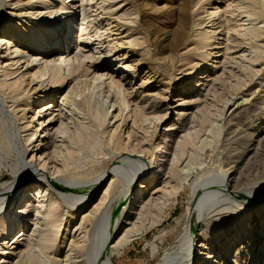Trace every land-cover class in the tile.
I'll use <instances>...</instances> for the list:
<instances>
[{
  "label": "rangeland",
  "instance_id": "1",
  "mask_svg": "<svg viewBox=\"0 0 264 264\" xmlns=\"http://www.w3.org/2000/svg\"><path fill=\"white\" fill-rule=\"evenodd\" d=\"M41 2L42 0H0V37L9 38L11 25L15 23H19L22 29L15 34V41L24 37L26 32L34 30L36 27L34 24L38 20H33L32 17L43 11L46 14L40 18L45 20L49 11H52L50 7L53 8L55 5L52 1L51 4L47 3L44 5V9H41L43 7ZM226 2L228 0H219L212 6L224 8ZM170 3L166 4L165 0H74L72 4L75 11L63 15V28L65 25L69 35L71 27L68 26L69 22H72L73 36L70 40L64 38L66 42L62 45V50L63 48L65 51L68 48V51L72 50L70 57L77 52L78 30L80 22H84L85 25H88L85 32L88 31L90 37L88 46L79 45L80 53L86 57L84 62L96 67L95 74L111 73L113 76L123 77V83L128 92L131 93L126 97L129 107L123 111L124 115L129 114L131 116H128V119L122 124L123 126L121 125V129L117 128L120 120H115L110 115L107 117L104 126L96 128L98 129L99 141L103 145L104 154L93 155L85 152L80 159L76 156L75 158L71 157V160H68L69 171L65 170L66 172L57 174V178L64 182L63 187H54L50 183L53 181L50 178L53 177V171L62 168V158L66 155V149L72 147L68 136L71 135L74 126L71 123L72 120L66 119L65 108L61 105L60 99L68 87H71L72 81V86H78L80 83L78 79L83 77L68 79V83H65L64 88L57 92V96L52 100L50 99V106L47 111L43 112L47 108V106H45L46 108L43 107L46 102H39L36 110H40L41 113L34 121L29 122L31 115L29 106L32 105L29 100L30 97L41 94L51 83L46 79L47 74L43 76V81L38 79L37 76L40 73H38L40 71L38 61H35L37 64L34 62L27 64L26 56H24L17 63L18 65H15L19 70L13 76L16 78L22 74L26 76H24L26 80H24L23 85L30 78L33 81L30 86L24 87L27 88V93L21 92V88L16 94L18 96L14 95V97L7 92V89H0V129L9 138L7 149L0 142V195L15 184L18 180V175L15 176V172H20L22 164L31 158L28 167L32 168L29 173L33 177L25 181L23 179L17 181V183L19 182V190L13 203L18 202L22 195L26 198L29 189L38 191L41 197L29 198V203L25 207L29 205L31 210L19 219L21 227L23 223L27 224V232V229L32 230L35 225L42 224V214H35L33 207L38 204V201L45 200L51 194L57 198L60 206L59 217L63 218L59 221V239L64 235L67 227L70 229L74 222H78V217L83 211L94 210L92 224L87 227V237L85 240L81 238L80 242L87 247L86 254L88 257L84 264L87 262H89L88 264H101L99 250L104 230L109 226V223L113 226L111 243H115L123 231L132 227V224H124V221L131 220L133 223L140 213V207L134 208L135 203H137L134 201L142 199L143 190L137 188V185L143 182L145 177L136 178L134 180L136 182L132 183L129 182L127 176L120 175L118 180L114 178V187L104 198L103 192L111 180L112 172L107 171V174L102 176L101 182L91 194L90 189L74 190L75 187L73 186L76 184L83 188H91V183H95V180L99 179L100 175L106 172V169L109 170L110 165L116 159L123 158V160L132 161V168L140 170V172L148 169L150 171L149 178L152 176L149 185L153 188L157 186L159 181H163L169 168L176 167L177 175L172 178L174 182L171 184L177 182V191L170 194L164 193V195L162 192L156 193L151 196L152 199L151 197L148 199L150 200L149 205L154 204L155 199L159 197L162 199V196L165 198V202L160 210L156 209L151 215L148 214L147 216L142 210L145 217L142 215L143 221H141L144 222L145 229L141 228L140 235L138 233L132 236L131 241L125 245L121 253L112 257V262L114 264H184L189 247L187 238L189 234L188 224H190L191 210L193 209L191 204L196 199V193L199 196L203 193L215 192L221 185H227L238 193L240 191L239 194L246 197L248 201H241L233 197L230 199L228 197L222 198L216 194L209 199V202L207 200L200 205L202 207L198 205L200 208L198 207L197 216L200 214L198 219L201 220L199 230L200 228L204 230L203 239L206 244H213L212 246L217 244V248H219L217 251L218 258L222 257V264H264L259 253L262 241L257 236L258 224L260 221L261 223L264 222V36L258 62H250L241 56L243 51L239 48L238 51L231 54L232 58L227 60H224L222 56L217 58L221 61L214 63L216 67H209V75H207L208 67L196 75L187 66L177 69L170 62H161L158 49L151 47L149 54L147 50V48L149 49L147 40L150 29L154 30V33L157 30L155 36H160L162 32L164 36L167 29L175 26V23L171 26L168 25L169 21L174 20V16L170 17L172 12L166 10V7L171 5ZM178 3L179 0H176L173 6L175 7ZM189 3L186 7L185 17L187 38L185 37L184 43L186 44L194 29L193 4ZM162 6L165 8L162 9ZM152 7L156 12V17L155 20L151 21L149 13H151ZM54 17L47 18V28H50V22L55 23L57 21ZM28 21H30V27ZM260 23L264 24V17ZM93 28H99L98 33L101 31L100 34L97 33L99 38ZM88 36H83V40H87ZM129 41L132 44H128ZM166 41L167 39L163 42ZM185 45H181L179 47L181 49L178 48L177 52H185V48H183ZM26 48L25 46L19 47L22 51H26ZM10 50L12 51V48ZM60 53L62 52L57 54ZM247 53L250 58L252 53L250 51ZM57 54L55 53V56ZM124 55H128L127 61L129 64L132 62L135 70L128 71V69L120 70L118 68L119 59ZM37 56L41 58L44 54L39 53ZM150 59L154 62H151ZM92 69L94 68H91V71H93ZM31 74L32 76H30ZM36 86L39 87L38 91L33 93L32 89ZM237 103H242L243 107L239 111L236 109L232 114L231 112ZM78 105L80 107H77V110L82 107L81 103ZM134 109L142 110L139 118L136 117L137 121H139L140 116L142 120L137 122L135 119L133 123L130 113ZM77 110H74L77 118L87 124L92 122L87 111L84 112V110L83 113L78 111L77 113ZM116 111L113 109L112 114H116ZM21 115L22 117H20ZM38 117L41 118L38 119ZM158 117L161 118L156 119ZM60 118H62V124ZM47 120L51 121V124H47ZM40 122L43 126H40ZM38 125L39 127H37ZM133 125L134 127H132ZM34 126L38 128L35 138L24 143V139L28 137L31 133L30 129ZM166 126H171L173 129L163 137L164 141L167 142L163 157L166 154L167 160L163 158L160 162L156 146L160 143L162 132ZM211 126L213 128L218 127L215 130L217 133H213V137L209 133ZM115 130L120 131V134L117 135ZM127 131L129 134L131 133V137ZM127 134L130 138L125 151L116 152L106 147L110 135L116 138L118 136L121 142H125ZM184 137L189 139L192 145L186 149L182 156H179L178 151L175 152L176 143ZM20 146L26 148L23 156L19 152ZM174 157L177 159L179 157L180 161L176 163V166H171ZM40 160L45 162L44 167L46 168L42 173L45 175V181L39 180L33 175L39 168ZM153 177L157 180L153 181ZM127 188H129L127 195H123ZM244 193L246 194L244 195ZM86 196L87 199L83 202ZM122 197L123 199H120ZM11 201L12 198L2 207L0 216L4 213V209H10L8 204ZM236 201L248 203L247 206L240 208L236 205L238 203ZM22 202H18V207L21 206ZM260 206L261 209L258 208ZM71 212L75 214V219L74 222L71 221L68 224L66 221ZM15 214L13 212L12 215ZM256 218H259L258 224H256ZM19 222H17V226ZM238 230L242 237L234 242L227 254L223 250L225 236H230ZM82 235L81 233L78 237H82ZM21 238L23 239L13 244H11L13 242L11 238V240L6 239L5 244L0 245V253L2 250L8 252L4 255L8 264L13 263L17 259L18 253L25 247L26 237L22 236ZM197 241L194 242L195 245L198 243ZM0 257H2L1 254ZM195 264L199 263L196 262Z\"/></svg>",
  "mask_w": 264,
  "mask_h": 264
},
{
  "label": "bare ground",
  "instance_id": "2",
  "mask_svg": "<svg viewBox=\"0 0 264 264\" xmlns=\"http://www.w3.org/2000/svg\"><path fill=\"white\" fill-rule=\"evenodd\" d=\"M52 1H54L55 5L53 6V8L50 7V10L52 11H49V13L46 16V19L43 20L40 18L41 16L45 15L46 12L41 11L39 13H36L35 17H32L33 20H38V22L34 24L36 27L34 30H30L26 32L24 37L16 41L14 40L15 34L22 30L20 28L19 23H15L11 25V29H10L11 32L9 38L5 39L3 37H0V89L1 90L7 89V92H9L13 97L14 95L18 94L21 88H22L21 92L24 91L27 93L28 90L27 88L24 87L26 85L30 86V83L33 81V79L32 78H30V80L28 79V82L25 85H23L24 80H26V78L24 79L25 75L23 76L22 74L17 78L16 76H13L19 70L17 66L15 67V65H18L17 63L21 61V59H23L24 56H26L25 61L27 62V64L32 62L35 63V61L39 62L38 67L40 68V71H38V73L39 72L40 73L38 74V76L37 75L36 76L40 81H43L42 79L43 76L47 74L46 79H48L49 83L51 84L49 87L45 88L48 91L45 90L41 94L39 93V95H34L33 97H30L29 100L32 105L29 106L31 112V115L29 117L30 118L29 122H31L32 120L34 121L36 117L41 113L40 110H36L37 106H39L37 105L39 104V102H46V105H44L43 107L47 106V108L45 107L46 109L43 112L47 111L50 106L49 104L50 99L52 100L57 96V92H59L60 89L64 88V84L68 83L67 82L68 79H71V77L72 79H76V77H81V76L83 77L82 79H78L79 82L81 83V84L79 83L80 85L78 84V86L75 87L72 86L73 84L72 81L71 87H68V90L64 93V95H62L60 99L61 105H63V107L65 108L64 115L67 116L66 119L70 121L72 120L71 123L74 126L71 135L68 136L72 147L66 149V155H64V157L62 158L63 161L61 160L62 168L53 171V177L50 178L51 180H53L50 181V183H52L54 187H63L64 182L63 180L57 178V174L63 171L64 172L69 171L68 160L69 159L71 160V157L75 158L76 156L78 159H80L85 152L91 153L93 155L104 154L103 145H101L102 143L99 141L98 129L96 128H100L104 126L107 117L110 115L115 120L118 119L120 120L117 126V128H119L120 130L121 125L126 121V119H128V116H131L129 114L128 115L125 114L126 115L125 116L123 114V111H125L129 107V102L127 101L126 97L131 93H129L127 88L125 87V84L123 83V77H116L113 76L111 73L95 74L96 67L93 66L92 64H87L86 62H84V58L86 57L82 53H80L79 45L88 46L90 44L89 43L90 37L88 36V31H86L87 33L85 32L86 28L88 29L87 27L88 25H85L84 22H80V26H79L80 28L78 30L79 35L76 41L77 43L76 49L78 48L77 52L72 57H70V53L72 50L68 51L69 48L66 51L64 48L62 50V45L64 44V42H66L64 38L66 37L65 39L70 40L72 39L73 36V25L71 24L72 22H69L68 27H71V30L68 35L67 33L69 31H66L65 25L63 28L62 17H64L63 15H66L69 12L75 11L74 6L72 4L74 0H42L41 3L43 7L41 9H44L45 4L47 3L51 4ZM165 1L166 4H169V2H171L170 3L171 5L167 6L166 10L172 12V15H170V17L174 16V20L169 21L168 25L171 26L173 25V23H175V26L174 27L172 26V28L167 29L164 32V36L162 32L163 29L161 31L162 33L160 32L161 33L160 36L159 35L155 36L157 30L154 33V30L152 31L150 29L149 37L147 40V45L149 46V49L147 48L148 54L151 51L150 48L154 47L155 49H158L160 51L159 54L161 55L160 57L162 60L161 62H168V63L170 62V64L174 67H177V69L187 66L189 67L188 69H190L191 72L195 75L198 74V72H200L202 69L207 67H208L207 75H209L208 72L209 67H214L215 66L214 63L221 61V60H217V58H220L221 56L223 57L224 60L232 58L231 54L238 51L239 48L241 51H243L242 52L243 54L241 56H244L250 62H258L263 47L262 41L264 36V24L262 25L260 22H262V19L264 17V0H228V2H226V4L224 5V8H221L220 6H215V7L212 6L213 4L218 3L219 0H179V3L175 7L173 6V4L175 3L176 0H165ZM189 2L193 4L194 29L192 30L193 33L191 34V38L187 40V44H186L184 43L185 37L187 38L185 17H186V7ZM161 8L164 9L165 6L164 8L163 6ZM150 10L151 13H149V18L152 21L155 20L156 12L153 7ZM54 15H56V17H54ZM49 17L50 18L54 17V19L56 18L57 21L55 23L50 22V28H47L46 20ZM27 23L28 26L30 27L29 24L30 21H28ZM93 29L95 30L97 35L99 28H93ZM100 33L101 31L98 34ZM83 36L84 37L88 36L87 40H83ZM166 39L167 41L164 43L163 41H165ZM130 41L128 42V44H132V42ZM222 44H224V46H222ZM181 45H185L183 46V48H185V52L178 53L177 52L178 48ZM23 46L27 47L26 51L25 50L22 51L21 49H19V47H23ZM11 48L12 51L10 50ZM247 49L252 53L250 58L248 57L249 55L247 53L248 52ZM58 52H62V53L57 54ZM39 53L44 54V56L38 58L37 55H39ZM55 53L57 54L56 56ZM127 56L128 55H124L121 59H119L118 68L120 70L128 69V71L129 70L133 71L135 70V66L131 64L132 62L129 64V62L127 61L128 58ZM240 60L242 61V59ZM176 62L178 63L176 64ZM91 68H94L92 69L93 71H91ZM245 69H247V67H245ZM92 72L94 73L92 74ZM89 75L90 77H88ZM30 76H32V74ZM74 82H75L74 84H76V81ZM38 88L37 86L36 88H33L32 89L33 93L35 91H38ZM10 97L8 98L10 99ZM76 97L78 98L80 97V98L78 99ZM79 103H81L82 107L79 110H77L80 107L78 105ZM242 107H243L242 103L240 104L237 103V106L235 107L234 110H232L231 113L234 114V111H236V109H238L237 111H239L242 109ZM113 109L117 110L118 112L116 111V114H112ZM74 110L75 111L77 110V113L78 111L81 113H83L84 110H85L84 112L87 111L89 113L88 115H90L92 122L90 124H87L81 121L79 118H77L76 112ZM141 111L142 110H136V109L132 110L130 114H132L133 123L135 122L137 116H138L137 118H139V115H141L142 113ZM84 115H86V113H84ZM20 117H22V115ZM20 117L19 119H21ZM39 118L41 117H38V119ZM160 118L161 117H158L156 119H160ZM60 119H61L60 123L62 124V118ZM86 119H88V117ZM137 120L138 119H136V121ZM141 120L142 119L140 116L139 121ZM47 124H51V121H48ZM41 125L42 124L40 122V126ZM37 127H39V125ZM132 127H134V125ZM217 128H213L211 126V128L209 129V133L211 137H213V133H217L215 131ZM172 129L173 127L171 126H166L164 128L162 132V137L160 138V143L156 146V149L158 150V158H159L157 159L159 161L163 160V158H166L164 160H167V157H165L166 154L163 157L167 145V142L164 141L165 139H163V137H165V134L168 131H171ZM30 130L31 133L28 135V137L24 139L25 140L24 143L30 142L32 138H35L38 132V128H35V126ZM115 132L117 131L115 130ZM116 134L117 135L120 134V131H118ZM128 134L126 136L127 138L125 137L126 138L125 142H121L117 135H116L117 138L110 135V138L106 143V147L108 149H113L116 152L125 151L128 147V140L131 137L130 135L131 133L129 134L130 137L128 136ZM0 142L2 143L4 148L7 149L9 147L8 146L9 138L2 129H0ZM176 144L177 146L175 147L176 148L175 152L178 151L179 156H182L186 151V149L192 145L191 141L189 139H186L185 137L182 138L181 141H178ZM19 148H20L19 152L23 156L26 151V148L25 146L24 148H22L21 146ZM31 160L32 159L30 158L28 161H25V163L22 164L20 172H15V176L18 175L17 179L19 181L20 179H23V181H25L33 177L29 173V171L32 170V168L28 167V164L31 162ZM178 161H180V158L178 157L177 159V157L176 158L174 157L173 161H171V166H176V163ZM44 163L45 162H43V160H40L38 163L39 168L38 170L36 169V173L33 174L35 175L34 177L43 181H45L44 180L45 175L42 173L44 172V168H46L44 167ZM132 163H133L132 161L123 160V158L119 160L116 159V161H113L112 165H110L109 170L106 169L105 170L106 172L103 175L101 174L99 179L95 180L96 182L94 181L95 183L93 182L91 183L92 185L91 188L90 187L83 188L81 186H77L76 184L73 186L75 187L74 190L90 189V194H91V192H93V190L96 189V186L101 182L102 176L107 174V171L112 172V177L110 178L111 180L107 188L103 192L104 195L103 198H104L105 195L109 194L111 189L114 187L113 184L114 178L118 180L120 175L127 176L129 182L132 183V182H136L134 181L136 178L145 177L144 181L140 182L137 185V188L143 190L142 199L138 201H134L137 202L135 203L134 208L140 207V213H138V217L136 218V221H133V223L131 220L124 221V224H128V225L132 224V227H130V229L123 231L120 238L115 243H111L113 238L111 234L113 226L110 223L109 226L106 227V229L104 230V234H102L103 237L100 243L99 256L103 264H114L112 262V257L114 255L118 256L125 247V245L129 241H131V237L137 235L140 230L142 231L141 228L145 229L143 225L144 222L142 223L143 221V219L141 218L142 215H144L145 213L147 216L148 214L151 215L153 214V212L156 211V209L160 210L162 208L165 202L164 201L165 198L163 196L162 199L161 197L155 199L154 204L152 205L148 204L150 201L148 199L152 195L160 192H162V195H164V193L170 194L177 191L176 190L178 186L177 182L171 184V182H174L172 181L173 180L172 178L177 175V172L175 171L176 167L169 168L167 170L166 176L164 177L163 181H159L155 189L153 187H150L149 185L151 184V180H152L150 179L152 178V176L149 178L150 171L148 169H144L143 172H140V170H136L135 168H132L133 166ZM154 180L157 179L154 178L153 181ZM17 181L7 191L3 192L0 195L1 196L0 210L2 209V207H4L7 204L9 199L12 198V201L8 204L11 210L4 209V213H2L0 216V245H4L6 239L8 240L11 238L13 241L11 244H13L15 242H18L20 239L22 240L23 239L21 238L22 236L26 237L24 249L18 253L17 259L11 264H84V261L87 260L88 257L86 254L87 247L85 245H82L80 240L82 239L85 240L87 237L86 235L87 227L88 225L92 224V220L94 217V213H93L94 210L93 211L87 210L86 212L83 211V213L81 212L82 214L78 217L79 219L78 222H74L75 214L72 212L69 213L68 220L66 221V223L70 224L71 221H73L74 223L70 226V229L68 227L67 229H65L64 235H62L59 239L58 237V233L60 231L59 221L63 220V218L59 217L60 206L57 201V198L51 194V196L50 195L47 196L45 200H41L40 202L38 201V204L34 205L33 207L35 214H42L41 215L42 224L40 223V225H35L32 230L27 229L26 232L27 224L25 225L23 223L21 227V223L19 222V219L23 218V215L29 212V210H31V206L29 207L28 205L25 207V205L29 203L28 201L29 198L33 196L35 197L37 196L41 197V196L39 195L38 191H32L31 189H29L26 198L23 195L19 198L18 202H22V201L23 202L21 206L18 207L17 201L13 203V201L15 200V196L17 195L19 190V182L17 183ZM263 181H264V177H263ZM69 186H71V184H69ZM168 186L169 188H167ZM217 189L218 190L215 192L203 193V194L200 190L202 195L198 196V194L196 193L198 197L195 195L196 199L194 201L192 200L193 203L191 204V207L193 209L191 210L190 224H188L189 234L187 238V240L189 241L187 245L189 247L187 250L186 260L184 264H195L196 262H198L199 264H222L221 263L222 257L218 258L219 254L217 251L219 248H217V244H215L214 246H212L213 244L211 245L206 244V241L203 239L204 230H202V228H200L199 230V226L201 225V220L199 221L198 219L200 214L197 216L198 207L204 204L207 200L209 202V199L211 197H214L216 194L217 196H221L222 198L228 197V199H230L233 197L235 199L236 198L240 199L241 201H248V200L246 199V197H243L241 194H239L241 193L240 191L238 193L234 191L232 188H230V186L227 187V185L225 186L221 185V187ZM125 190H126L125 194L123 195H127L129 188ZM245 194L246 193H244V195ZM123 197L120 199H123ZM86 199L87 196L86 198H84L83 202H85ZM236 202H238L236 203V205H238L240 208L243 206H247L248 203V202L240 203V201H236ZM23 206L25 208H22ZM258 208L261 209V206ZM142 210H144L145 213L144 212L142 213ZM13 212H15L16 214L12 215ZM255 220L257 221L256 224H258L259 218H256ZM17 222H19L18 226H17ZM259 224L257 229V236L259 237V240L261 239L262 241V246L259 249V253L262 259L264 260V239H263L264 222L261 223L260 221ZM42 226L44 228H41ZM77 232L79 233L76 235ZM238 232H234L230 236H225L224 239L225 242L223 243V250L227 254L229 253V250L231 246L234 244V242L236 240L241 239L242 236L240 232L239 233ZM81 233L83 234L82 237L81 236L78 237ZM231 237L233 238L231 239ZM195 241L198 242L196 245L194 244ZM193 244L195 246L192 249ZM2 249H6V248H2ZM7 253L8 252L6 250H2V253H0L2 256L0 257V264H8V261L4 256ZM88 263L89 262H87V264Z\"/></svg>",
  "mask_w": 264,
  "mask_h": 264
}]
</instances>
